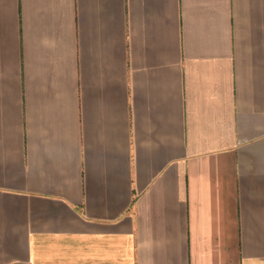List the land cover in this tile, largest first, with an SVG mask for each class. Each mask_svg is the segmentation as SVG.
<instances>
[{
    "label": "crops",
    "instance_id": "0c3cea01",
    "mask_svg": "<svg viewBox=\"0 0 264 264\" xmlns=\"http://www.w3.org/2000/svg\"><path fill=\"white\" fill-rule=\"evenodd\" d=\"M0 264H264V0H0Z\"/></svg>",
    "mask_w": 264,
    "mask_h": 264
}]
</instances>
